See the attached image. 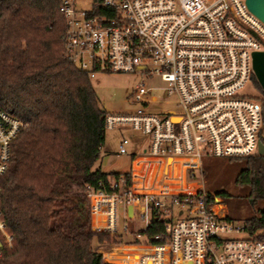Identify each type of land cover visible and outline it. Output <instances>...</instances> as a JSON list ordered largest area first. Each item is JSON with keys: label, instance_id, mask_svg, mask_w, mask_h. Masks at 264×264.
Listing matches in <instances>:
<instances>
[{"label": "built area", "instance_id": "1", "mask_svg": "<svg viewBox=\"0 0 264 264\" xmlns=\"http://www.w3.org/2000/svg\"><path fill=\"white\" fill-rule=\"evenodd\" d=\"M58 11L65 57L89 79L96 72L156 76L178 105L176 112L151 111L153 88L140 82L130 97L134 109L104 117L105 128L128 126L147 146L130 155L129 171L86 186L90 229L129 240L112 245H133L120 252L106 246L102 262L264 264V233L249 235L242 221L230 220L225 192L206 189L204 174L209 159L257 154L261 104L240 91L252 75L251 53L264 50V24L244 0H60ZM26 126L0 109V179L10 144ZM152 211L163 231L147 238ZM134 216L141 228L118 225L119 217ZM11 240L0 212V255Z\"/></svg>", "mask_w": 264, "mask_h": 264}, {"label": "trees", "instance_id": "2", "mask_svg": "<svg viewBox=\"0 0 264 264\" xmlns=\"http://www.w3.org/2000/svg\"><path fill=\"white\" fill-rule=\"evenodd\" d=\"M59 3L0 0V109L27 123L10 144L0 179L1 217L12 236L0 264H105L96 246L127 241L90 229L86 186L117 173L90 169L106 112L89 78L65 57ZM259 140L264 144L261 134ZM245 159L235 182L249 187L254 214L242 222L249 235L264 233V153ZM163 225L152 211L145 236Z\"/></svg>", "mask_w": 264, "mask_h": 264}, {"label": "rangeland", "instance_id": "3", "mask_svg": "<svg viewBox=\"0 0 264 264\" xmlns=\"http://www.w3.org/2000/svg\"><path fill=\"white\" fill-rule=\"evenodd\" d=\"M262 48H264V44ZM89 80L96 93L99 106L106 113H123L134 109L135 104L130 101V97L140 82L153 88L149 91V95L154 97V102L149 105L151 111H178L174 97L166 95L162 89L165 83L156 76H147L137 72H96ZM240 93L256 97L260 104L264 100L261 88L251 77ZM260 134L264 136V124L261 125ZM122 139L127 141L124 146L126 152L120 154L117 149ZM146 146L147 137L128 126L105 128L103 145L90 169H99L103 172H127L130 169V155ZM243 163H247L246 159H209L206 162L207 166L204 167L206 189L225 192L226 195L221 196V203L226 216L233 222L243 221L254 214L245 197L248 186L243 185L242 187L235 182V174L242 169ZM119 209H121L120 206ZM180 217L182 216L176 213L171 215L174 220ZM118 225H125L128 229H139L142 226V221L136 216L130 220L119 217ZM105 247V245L96 246V250H103Z\"/></svg>", "mask_w": 264, "mask_h": 264}, {"label": "water", "instance_id": "4", "mask_svg": "<svg viewBox=\"0 0 264 264\" xmlns=\"http://www.w3.org/2000/svg\"><path fill=\"white\" fill-rule=\"evenodd\" d=\"M244 3L247 10L264 24V0H244ZM251 69L256 82L264 94V50H257L251 53ZM263 153L264 144L259 140L257 142V155ZM127 213L128 215L131 213L130 206H127Z\"/></svg>", "mask_w": 264, "mask_h": 264}, {"label": "crops", "instance_id": "5", "mask_svg": "<svg viewBox=\"0 0 264 264\" xmlns=\"http://www.w3.org/2000/svg\"><path fill=\"white\" fill-rule=\"evenodd\" d=\"M236 175V174H235ZM249 191V187H247V193ZM247 193H246V196H247ZM245 196V197H246ZM133 245H127V244H111L108 246V248H110L112 251L114 252H120V251H126L128 249H131Z\"/></svg>", "mask_w": 264, "mask_h": 264}]
</instances>
